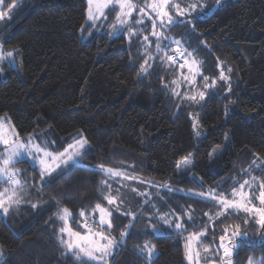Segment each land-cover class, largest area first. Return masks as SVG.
I'll list each match as a JSON object with an SVG mask.
<instances>
[{
    "label": "trees",
    "instance_id": "trees-1",
    "mask_svg": "<svg viewBox=\"0 0 264 264\" xmlns=\"http://www.w3.org/2000/svg\"><path fill=\"white\" fill-rule=\"evenodd\" d=\"M86 7V0H0V48L16 60L15 68L0 62V121L21 139H52L59 151L78 137L86 142L82 164L47 175L27 160L12 165L20 203L0 212V264H191L190 236L199 264H264V0H220L210 14L171 25L170 34L200 40L209 73L219 64L225 75L224 91L186 95L173 92V61L141 65L123 33L94 32ZM95 166L140 180L128 185L127 207H109L126 177L112 182ZM146 181L161 189L144 196ZM241 186L260 214L204 197L229 198ZM100 207L117 246L106 263L68 251L61 235L63 211L81 232L93 228ZM153 210L175 215L180 228L140 229Z\"/></svg>",
    "mask_w": 264,
    "mask_h": 264
},
{
    "label": "rangeland",
    "instance_id": "rangeland-1",
    "mask_svg": "<svg viewBox=\"0 0 264 264\" xmlns=\"http://www.w3.org/2000/svg\"><path fill=\"white\" fill-rule=\"evenodd\" d=\"M86 4V20L93 26L94 32L102 33L108 37L123 33L130 42L135 44L139 55L142 56L141 65L151 64L157 58L163 61L164 66H169L171 61L175 63L174 72L178 73L176 77L179 80L178 84L174 86V94L182 92L185 95L186 93L191 94V90L193 94H198L201 90L216 89V87L222 91L226 89L224 71L219 64L214 65L215 75L213 71L209 73V69H205L206 63L202 55L204 50L201 48L202 44L197 42L200 40L196 36L190 34L191 40L189 41L185 33L182 35H179V32L169 33V29L174 23L210 14L215 7L220 5V0H86ZM4 24L0 26V29ZM0 62L15 68V51L3 52L0 48ZM0 75L2 78V71H0ZM196 127L193 122V131L195 137L198 138L202 133L197 131ZM85 146V140L78 137L63 150H55L52 139L33 136L21 139L10 122L1 119L0 212L4 213L9 207L17 206L20 203L16 198L19 186V181L16 178L18 170L12 166L16 161L27 160L31 166L37 168L39 173L47 175L64 164H82L78 156ZM94 168L104 174L113 175V177H109L112 182H117V178L126 177L110 196L109 207L117 206L119 210L127 207L130 194V190L127 189L128 185L134 180H140L134 176L132 178L121 170L99 166ZM142 185L145 189L144 196L148 195L150 189H161V186L150 181L143 182ZM204 197L210 200L215 198V203L223 208H234L256 215L261 211L259 208H253L249 187L247 189H244L243 186L239 187L229 198H218L211 194H206ZM95 213L94 222L90 221V226L93 228L76 232L69 228V214L63 211L61 215L64 224L61 232L62 241L68 251L76 252L81 258L96 263H106L107 258L113 254L117 247L108 233L110 213L105 207L97 208ZM256 217L260 221L261 217ZM139 224L140 229L153 234H160L165 229L180 228L175 215L158 210L144 214L139 219ZM186 242L187 261L192 264L195 260L196 264H199L200 253L196 250L197 239L195 236H190ZM221 249L223 254H228L230 251L226 243L221 245ZM208 264L215 263L209 262Z\"/></svg>",
    "mask_w": 264,
    "mask_h": 264
}]
</instances>
